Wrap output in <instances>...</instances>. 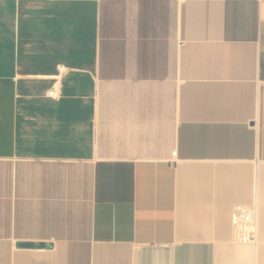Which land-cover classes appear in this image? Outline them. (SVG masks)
<instances>
[{"label":"crops","instance_id":"obj_1","mask_svg":"<svg viewBox=\"0 0 264 264\" xmlns=\"http://www.w3.org/2000/svg\"><path fill=\"white\" fill-rule=\"evenodd\" d=\"M2 172L0 264H264V0H0Z\"/></svg>","mask_w":264,"mask_h":264},{"label":"built area","instance_id":"obj_2","mask_svg":"<svg viewBox=\"0 0 264 264\" xmlns=\"http://www.w3.org/2000/svg\"><path fill=\"white\" fill-rule=\"evenodd\" d=\"M49 96L58 98V93L56 90H52L49 92ZM233 222L240 229V241L242 243H250L256 240V230L252 216L244 209L239 208L236 210Z\"/></svg>","mask_w":264,"mask_h":264},{"label":"rangeland","instance_id":"obj_3","mask_svg":"<svg viewBox=\"0 0 264 264\" xmlns=\"http://www.w3.org/2000/svg\"><path fill=\"white\" fill-rule=\"evenodd\" d=\"M5 180L6 175L4 172L0 173V200H5Z\"/></svg>","mask_w":264,"mask_h":264},{"label":"water","instance_id":"obj_4","mask_svg":"<svg viewBox=\"0 0 264 264\" xmlns=\"http://www.w3.org/2000/svg\"><path fill=\"white\" fill-rule=\"evenodd\" d=\"M17 247L19 248V249H35V248H39V247H41V248H45V247H47V245H45V244H42V245H36V244H33V243H19L18 245H17Z\"/></svg>","mask_w":264,"mask_h":264}]
</instances>
